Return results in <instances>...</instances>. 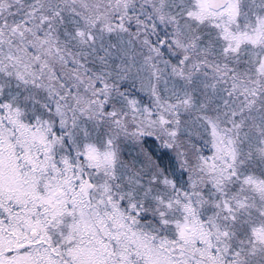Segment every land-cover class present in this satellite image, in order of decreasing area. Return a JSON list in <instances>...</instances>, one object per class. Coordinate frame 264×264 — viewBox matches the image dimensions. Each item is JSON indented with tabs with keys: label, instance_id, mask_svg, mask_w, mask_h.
<instances>
[{
	"label": "snow or ice",
	"instance_id": "obj_1",
	"mask_svg": "<svg viewBox=\"0 0 264 264\" xmlns=\"http://www.w3.org/2000/svg\"><path fill=\"white\" fill-rule=\"evenodd\" d=\"M0 264H264V0H0Z\"/></svg>",
	"mask_w": 264,
	"mask_h": 264
}]
</instances>
